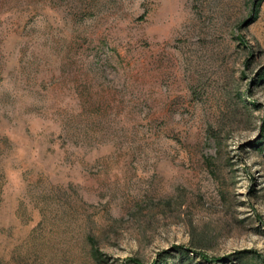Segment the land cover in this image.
<instances>
[{"label": "rangeland", "instance_id": "374dc122", "mask_svg": "<svg viewBox=\"0 0 264 264\" xmlns=\"http://www.w3.org/2000/svg\"><path fill=\"white\" fill-rule=\"evenodd\" d=\"M263 73L264 0H0V264H264Z\"/></svg>", "mask_w": 264, "mask_h": 264}, {"label": "trees", "instance_id": "16d2710c", "mask_svg": "<svg viewBox=\"0 0 264 264\" xmlns=\"http://www.w3.org/2000/svg\"><path fill=\"white\" fill-rule=\"evenodd\" d=\"M261 78H263V79H264V73L262 74ZM186 258H187V257H186Z\"/></svg>", "mask_w": 264, "mask_h": 264}]
</instances>
